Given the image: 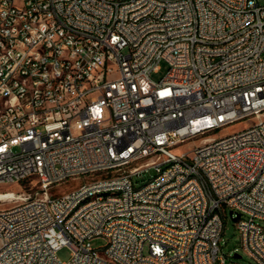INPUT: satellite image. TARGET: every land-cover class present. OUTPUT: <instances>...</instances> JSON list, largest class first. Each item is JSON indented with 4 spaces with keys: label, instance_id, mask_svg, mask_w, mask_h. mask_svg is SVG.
<instances>
[{
    "label": "built area",
    "instance_id": "2783aa9c",
    "mask_svg": "<svg viewBox=\"0 0 264 264\" xmlns=\"http://www.w3.org/2000/svg\"><path fill=\"white\" fill-rule=\"evenodd\" d=\"M26 181L0 264H240L225 207L264 264V0H0V184Z\"/></svg>",
    "mask_w": 264,
    "mask_h": 264
},
{
    "label": "rangeland",
    "instance_id": "374dc122",
    "mask_svg": "<svg viewBox=\"0 0 264 264\" xmlns=\"http://www.w3.org/2000/svg\"><path fill=\"white\" fill-rule=\"evenodd\" d=\"M259 2L263 3V0H259ZM169 65L167 62L163 61L160 64V70L157 73H153L151 75L152 79L156 82H159L168 72ZM247 125V122H239L235 125L226 127L224 129L218 130L214 133L216 137H222L226 136L228 134H231L232 132L238 131L245 127ZM194 147V143H188L186 145H183L179 148L180 153H183L189 149H192ZM157 175L156 170L151 169L147 173H144L140 177H134L133 181L136 187H140L143 184H145L151 177H155ZM92 181L91 179L87 178H78L74 180H69L67 182L61 183L57 186H55L51 191L50 194L52 197H59L64 194H67L75 189L80 188L84 184L89 183ZM34 185L30 181L22 182V183H11V184H0V194L1 193H12L17 198L18 196L30 192ZM13 197L7 198V201H1L0 206L1 207H9L16 203H18V200H11ZM9 199V200H8ZM230 209L225 207L224 208V223H225V231L223 234V237L220 241L221 246V254L228 257V260H235L236 262L240 264H257V262L252 259L242 248L241 246V236L239 234V231L237 229L236 222L233 220V218L230 215ZM260 225L264 228V221L259 222ZM107 244L106 238H99L93 241V246L96 248H102L105 247ZM103 250V249H102ZM73 254V251L70 247L66 246L62 248L59 253L58 257L62 262H66L71 259ZM235 254L240 255V258H236Z\"/></svg>",
    "mask_w": 264,
    "mask_h": 264
},
{
    "label": "bare ground",
    "instance_id": "6f19581e",
    "mask_svg": "<svg viewBox=\"0 0 264 264\" xmlns=\"http://www.w3.org/2000/svg\"><path fill=\"white\" fill-rule=\"evenodd\" d=\"M156 172H157V175L155 177H159V170H156ZM13 196H14V194H12V193H8V194L7 193H1L0 194V202L1 201H7V198L13 197ZM115 198H120V191H118V190H98V191H95V201L115 200Z\"/></svg>",
    "mask_w": 264,
    "mask_h": 264
},
{
    "label": "water",
    "instance_id": "95a60500",
    "mask_svg": "<svg viewBox=\"0 0 264 264\" xmlns=\"http://www.w3.org/2000/svg\"><path fill=\"white\" fill-rule=\"evenodd\" d=\"M233 213L231 212V215H232ZM235 221L237 220L236 218L234 219ZM235 257L236 258H240L241 256L240 255H238V254H235Z\"/></svg>",
    "mask_w": 264,
    "mask_h": 264
}]
</instances>
